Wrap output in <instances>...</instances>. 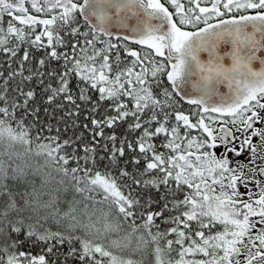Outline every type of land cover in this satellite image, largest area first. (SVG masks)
Wrapping results in <instances>:
<instances>
[{"label": "snow or ice", "instance_id": "1", "mask_svg": "<svg viewBox=\"0 0 264 264\" xmlns=\"http://www.w3.org/2000/svg\"><path fill=\"white\" fill-rule=\"evenodd\" d=\"M0 53V264H264V0H0ZM33 80L90 145L32 136Z\"/></svg>", "mask_w": 264, "mask_h": 264}, {"label": "trees", "instance_id": "2", "mask_svg": "<svg viewBox=\"0 0 264 264\" xmlns=\"http://www.w3.org/2000/svg\"><path fill=\"white\" fill-rule=\"evenodd\" d=\"M113 42L116 41L114 40ZM130 46L136 48L139 47L138 45H130ZM23 47H28V46L24 45ZM29 51L32 60L29 65H26V67H31L32 64L37 62L41 57L46 58V54L43 50L29 49ZM22 54H23V50L20 51L18 56H21ZM51 66L55 67L56 65L53 63ZM15 68H16V64L10 63L8 57L3 53H0V74L6 77L7 73L10 71H14ZM19 81H20V77L18 76L15 78V80L10 82L8 87L15 88L16 84L19 83ZM2 84H3V79L0 78V85ZM30 89L34 90L36 93L34 99L29 103V111H31L33 115L27 117L28 123L35 122V127L32 130L33 137L36 136L37 130H40L42 135H53L56 134V129L58 128L61 139L75 140L77 137H81L79 144L81 145L91 144L92 126L90 123V116H91L90 105L82 104L81 111L78 116L66 117L65 109H57L55 104L50 105L47 103V95L45 94L44 88L39 85L37 80L28 82L24 86L25 91ZM13 95L15 94L13 93ZM95 98L96 96L94 94L93 99ZM181 106L186 111L189 110L190 108H195L194 105H189L187 104L186 101H181ZM45 125H50L52 132H48L45 128L42 127ZM84 125H88V127L85 128ZM112 131H115L116 135L120 138L127 137L128 139H134V136L129 135L126 124L117 126L115 129L106 130L105 135H110ZM195 134L196 133L193 132V135ZM103 143L104 141H101V144ZM68 150L71 151V149ZM130 155H131L130 153L126 155L124 157V160L121 161V164L127 161ZM103 157H104V152L98 148L96 152V160L100 162ZM107 165H108V160L105 158L103 159L102 163H97V169L103 172L106 170ZM72 166H75V164L73 163ZM129 170L130 171L132 170L131 165H129ZM35 179L37 184H39L42 178L37 176L35 177ZM148 195H151L153 200L157 199L155 192H152L145 195V200L148 199ZM152 210L155 211L158 210V208L154 206ZM157 223H161V221H157ZM167 227L168 225L161 223L162 229ZM24 250L32 251L33 254H39L42 251V247L40 245H37L35 248H33L31 242H26L24 244ZM68 251H69V246L65 244L63 247L58 249V256L53 255L50 259L52 260L58 259L59 264H80L77 257L67 255ZM66 256H67V260L65 259ZM133 258L138 260L142 259L144 261V264H154V258L147 254H136Z\"/></svg>", "mask_w": 264, "mask_h": 264}, {"label": "flooded vegetation", "instance_id": "3", "mask_svg": "<svg viewBox=\"0 0 264 264\" xmlns=\"http://www.w3.org/2000/svg\"><path fill=\"white\" fill-rule=\"evenodd\" d=\"M231 126V125H230ZM256 127H261V125L257 124ZM237 135H239V133H237ZM224 152V149H221L220 151H217V154ZM248 153L245 152L244 155L242 157H240L239 159H245L247 157Z\"/></svg>", "mask_w": 264, "mask_h": 264}, {"label": "water", "instance_id": "4", "mask_svg": "<svg viewBox=\"0 0 264 264\" xmlns=\"http://www.w3.org/2000/svg\"><path fill=\"white\" fill-rule=\"evenodd\" d=\"M212 22H214V21H212ZM204 56H205V58H206V54H203ZM255 67H257V68H259V64L258 63H256L255 64ZM220 91L221 92H227L228 91V89H227V87L226 86H220Z\"/></svg>", "mask_w": 264, "mask_h": 264}, {"label": "rangeland", "instance_id": "5", "mask_svg": "<svg viewBox=\"0 0 264 264\" xmlns=\"http://www.w3.org/2000/svg\"><path fill=\"white\" fill-rule=\"evenodd\" d=\"M221 149H223V148L222 147L221 148H218V149H216V151H220ZM252 187H254V186H252ZM240 191L241 192H244L245 190L243 188H241Z\"/></svg>", "mask_w": 264, "mask_h": 264}]
</instances>
